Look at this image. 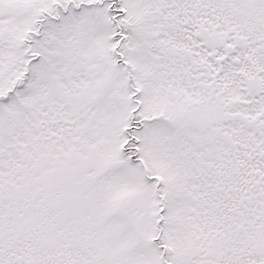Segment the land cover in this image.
<instances>
[{"label": "snow or ice", "instance_id": "snow-or-ice-1", "mask_svg": "<svg viewBox=\"0 0 264 264\" xmlns=\"http://www.w3.org/2000/svg\"><path fill=\"white\" fill-rule=\"evenodd\" d=\"M0 264H264V0H0Z\"/></svg>", "mask_w": 264, "mask_h": 264}]
</instances>
